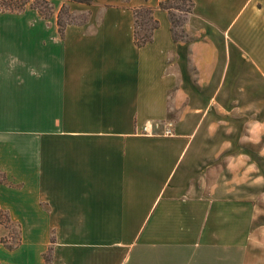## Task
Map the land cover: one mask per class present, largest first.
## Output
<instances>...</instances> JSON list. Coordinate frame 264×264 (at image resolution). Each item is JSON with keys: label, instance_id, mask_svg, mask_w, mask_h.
Instances as JSON below:
<instances>
[{"label": "crops", "instance_id": "0c3cea01", "mask_svg": "<svg viewBox=\"0 0 264 264\" xmlns=\"http://www.w3.org/2000/svg\"><path fill=\"white\" fill-rule=\"evenodd\" d=\"M49 1L0 11V264H264V0H194L185 39L162 0Z\"/></svg>", "mask_w": 264, "mask_h": 264}, {"label": "trees", "instance_id": "16d2710c", "mask_svg": "<svg viewBox=\"0 0 264 264\" xmlns=\"http://www.w3.org/2000/svg\"><path fill=\"white\" fill-rule=\"evenodd\" d=\"M69 2H80L81 4H91L94 0H65ZM174 0H162L159 4L160 7L164 10L168 11L172 28L174 32L175 39H179L175 27H176V19L174 17V13L172 9L177 8L181 9L182 12H186L187 15L183 20V24L188 20L189 15L193 12L194 0H179L180 3L177 6H174ZM0 11H12V13L21 12L25 10L27 6L37 9L43 17L48 19L53 15V5L49 0H0ZM36 2V3H35ZM187 5V6H186ZM67 6L64 4L60 10L58 16V24L60 25L62 32L64 26L68 23L73 22L74 20L63 21V12L66 10ZM142 11L144 13H142ZM136 19H135V42L142 46L152 41V36L156 28L159 27V21L154 16V11L151 7L144 5L135 11ZM0 181L8 182V184H13L9 181L8 176L5 172L0 170ZM0 226H5L10 230L8 237H1L0 242L4 243L6 247L9 249H14L18 247L21 243V225L12 220V216L7 209L0 205ZM17 229V230H16ZM16 230V231H15ZM15 231V232H14ZM53 252L52 248L49 249L48 252L44 255L47 264H53L51 259V253Z\"/></svg>", "mask_w": 264, "mask_h": 264}, {"label": "rangeland", "instance_id": "374dc122", "mask_svg": "<svg viewBox=\"0 0 264 264\" xmlns=\"http://www.w3.org/2000/svg\"><path fill=\"white\" fill-rule=\"evenodd\" d=\"M69 2V1H68ZM36 3V2H35ZM51 3V2H50ZM180 3V1L179 0H174L173 1V5L174 6H177L178 4ZM52 4V3H51ZM0 5H1V2H0ZM187 6V5H186ZM172 11H173V13H174V17H175V19H176V22H177V24H176V27H175V31H176V33H177V35L179 36L178 38H180V39H185V37H186V31H184L185 29H184V27H183V20H184V18L186 17V15H187V13L186 12H182L181 11V9H177V8H174V9H172ZM142 13H144L143 11H142ZM86 17V14L85 13H77V14H72L71 12H70V9H69V7L67 6V8H66V10L63 12V17H62V19H63V21L65 22V21H67V20H76V21H81V20H83L84 18ZM260 129V125H253V124H251V125H249V124H247V125H244V126H242V130L243 131H245V135L246 136H248V135H250V134H254L257 130H259ZM242 143H241V146H243V147H245V148H251V149H253V148H255L254 146H253V143L252 142H250L249 140H248V138H245V136H243V138H242ZM17 230V229H16ZM15 230V231H16ZM14 231V232H15ZM9 232H10V230H9Z\"/></svg>", "mask_w": 264, "mask_h": 264}]
</instances>
